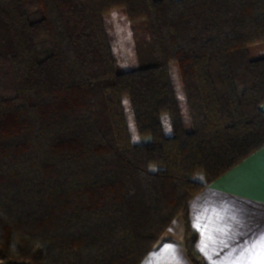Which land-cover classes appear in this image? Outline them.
Listing matches in <instances>:
<instances>
[{"label": "trees", "instance_id": "1", "mask_svg": "<svg viewBox=\"0 0 264 264\" xmlns=\"http://www.w3.org/2000/svg\"><path fill=\"white\" fill-rule=\"evenodd\" d=\"M263 106L264 0H0V264H142L179 216L206 264L190 202L264 148Z\"/></svg>", "mask_w": 264, "mask_h": 264}, {"label": "crops", "instance_id": "2", "mask_svg": "<svg viewBox=\"0 0 264 264\" xmlns=\"http://www.w3.org/2000/svg\"><path fill=\"white\" fill-rule=\"evenodd\" d=\"M189 207L206 264H253L250 256L259 264L253 245L264 236V148L204 189ZM142 264H192L181 216Z\"/></svg>", "mask_w": 264, "mask_h": 264}, {"label": "rangeland", "instance_id": "3", "mask_svg": "<svg viewBox=\"0 0 264 264\" xmlns=\"http://www.w3.org/2000/svg\"><path fill=\"white\" fill-rule=\"evenodd\" d=\"M108 22L110 25L109 28L111 44L120 70L131 71L138 69L140 66H142V59L137 55L130 25L124 23V18L118 11L110 14V16L108 17ZM173 81L177 97L183 109V113L185 114V117H187L188 111L185 96L183 93L180 78L178 77L176 72H173ZM124 107L133 142L135 144H143L149 142L150 138L141 137L137 131L134 113L129 98L124 99ZM163 123L165 135L172 136L173 129L171 127L168 115L163 116ZM197 180L200 182L204 181V176H198Z\"/></svg>", "mask_w": 264, "mask_h": 264}, {"label": "snow or ice", "instance_id": "4", "mask_svg": "<svg viewBox=\"0 0 264 264\" xmlns=\"http://www.w3.org/2000/svg\"><path fill=\"white\" fill-rule=\"evenodd\" d=\"M211 238V237H209ZM206 247V245H205ZM259 249V264H264V236H262L259 241H257L253 245V250ZM204 249L202 248L201 251ZM243 255V254H242ZM248 259H251L253 261V264H255V257L250 256Z\"/></svg>", "mask_w": 264, "mask_h": 264}]
</instances>
